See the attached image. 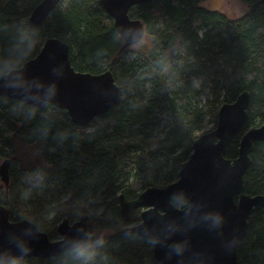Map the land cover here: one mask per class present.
<instances>
[{
  "label": "trees",
  "instance_id": "1",
  "mask_svg": "<svg viewBox=\"0 0 264 264\" xmlns=\"http://www.w3.org/2000/svg\"><path fill=\"white\" fill-rule=\"evenodd\" d=\"M40 1L0 0V69L33 58L55 37L69 45L76 71L110 70L120 96L83 127L53 105L28 115L19 101L0 96V162L10 161L11 182L4 191L0 178V206L8 208L10 221L40 219L51 240L64 218L87 215L88 229L105 234L114 264H159L141 237L121 233L140 221V210L123 217L117 197L134 199L177 180L192 142L216 126L220 106L240 93H250L248 120L225 157L236 158L243 134L264 122V2L239 0L241 11L230 16L203 7L206 0H151L128 12L141 21L148 42L122 49L98 0H62L34 25L29 16ZM250 158L246 193L264 195V142L255 143ZM21 186L42 191L48 202L24 201ZM248 223L238 264H262L264 207ZM62 255L26 261L60 264Z\"/></svg>",
  "mask_w": 264,
  "mask_h": 264
},
{
  "label": "water",
  "instance_id": "2",
  "mask_svg": "<svg viewBox=\"0 0 264 264\" xmlns=\"http://www.w3.org/2000/svg\"><path fill=\"white\" fill-rule=\"evenodd\" d=\"M60 1L62 0H41L33 8L29 21L38 25ZM149 2L151 0H98L100 7L113 20L115 28L129 27L134 33L142 29V38L145 35L143 24L139 19H131L128 12L133 6ZM142 38L138 35H126L122 49L132 46L134 41L139 43ZM24 63L27 75L31 77L49 79L53 77L54 68L60 69V75L55 77L57 95L51 105L65 110L76 126L90 124L95 117L105 114L117 104L120 88L111 71L107 69L99 74L76 71L70 63L69 45L59 38H47L38 54ZM0 96L19 102L22 99L9 89H0ZM249 105L250 93L244 91L234 102L220 106L216 126L201 133L192 142V152L179 165L177 180L165 187H148L132 200H127L123 194L117 197L118 210L122 216L141 210L140 222L145 221L148 225L164 214L169 194L174 190H182L210 209L221 212L226 218L222 236L205 228H198L191 233L196 253L191 257L192 264H203L205 261L206 264H238L237 249L247 235L248 219L251 214L264 207V195H250L246 193L244 186V175L252 162L250 154L256 142H264V122L260 126L249 128L243 134L236 158L225 157L229 143L248 120ZM9 163L7 159L0 166V177L5 183H8ZM177 198H180L179 195ZM27 222L31 221H10L8 208L0 206V244L6 243L4 236L9 232H20ZM87 222V215L74 222L64 218L57 226L56 240H51L43 231L36 233L30 240L32 251L26 258L48 259L60 256L63 251L59 238L73 234L78 226L89 230ZM135 225L122 228L121 233H135ZM136 235L140 237L139 234ZM226 242L229 244L227 247ZM152 255L159 264H175V259H169L165 249L161 247H152Z\"/></svg>",
  "mask_w": 264,
  "mask_h": 264
},
{
  "label": "clouds",
  "instance_id": "3",
  "mask_svg": "<svg viewBox=\"0 0 264 264\" xmlns=\"http://www.w3.org/2000/svg\"><path fill=\"white\" fill-rule=\"evenodd\" d=\"M126 35H138L142 38L143 30L139 29L134 33L129 27L117 26L114 39L124 43ZM137 42L134 41L133 46ZM35 43V39H32L29 47H34ZM59 75L60 69L54 68L53 77L49 79L28 76L26 65L21 61L7 71L0 69V89H9L21 96L22 110L33 115L55 101V77ZM47 131L45 127L43 132L47 134ZM64 138L65 134L60 133L59 139L62 141ZM225 223L226 218L221 212L210 209L182 190H174L169 194L164 214L156 217L151 225L145 221L135 225L136 232L131 235L139 234L151 247L165 249L167 257L174 258L175 264H192L191 257L196 253L191 233L198 228H205L222 236ZM43 228V222L34 217L31 222L25 223L20 232H9L4 236L6 243L0 244V264H27L26 257L32 251L30 240ZM59 241L63 251L60 264H114L103 232L78 226L73 234L62 235ZM225 246L229 244L226 242Z\"/></svg>",
  "mask_w": 264,
  "mask_h": 264
},
{
  "label": "rangeland",
  "instance_id": "4",
  "mask_svg": "<svg viewBox=\"0 0 264 264\" xmlns=\"http://www.w3.org/2000/svg\"><path fill=\"white\" fill-rule=\"evenodd\" d=\"M203 7L210 9V10L223 11L230 16L237 15L242 9L241 4L239 3V0H206L203 3ZM142 39H144L146 42H148L147 37L142 38ZM133 49H134V47H133ZM208 130H209V126H207L205 128L204 132L205 131L207 132ZM1 164H2V162H0V165ZM10 183L11 182L9 181V184ZM3 190L6 191V188L3 187ZM20 191H21L22 198L24 201H29V200L35 201V200L39 199L40 201L46 200V202H48V198L43 195L42 191H37V190H33V189H25L22 186L20 188ZM46 204H48V203H46ZM46 206L48 207L49 210H51V209L53 210L56 208V206H51V205H46ZM117 206H118V202H117Z\"/></svg>",
  "mask_w": 264,
  "mask_h": 264
},
{
  "label": "flooded vegetation",
  "instance_id": "5",
  "mask_svg": "<svg viewBox=\"0 0 264 264\" xmlns=\"http://www.w3.org/2000/svg\"><path fill=\"white\" fill-rule=\"evenodd\" d=\"M1 165H2V164H1ZM1 165H0V166H1ZM0 178H1V177H0ZM1 180H2V179H1ZM2 181H3V180H2ZM9 181H10V180H9V168H8V183H5V182L3 181V182H4V187L6 188V190L9 189ZM139 194H140V193H139ZM139 194H138V195H139ZM138 195H137V196H138ZM135 198H136V197H135ZM130 200H132V199H130ZM131 212H132V211H131ZM129 213H130V212H129ZM129 213H128V214H129ZM140 213H141V210H140ZM128 214H127V215H128ZM127 215H125V216H127ZM125 216H123V217H125ZM139 222H140V221H139ZM139 222H138V223H139ZM138 223H136V224H138ZM134 225H135V224H134ZM130 226H132V225H130Z\"/></svg>",
  "mask_w": 264,
  "mask_h": 264
},
{
  "label": "bare ground",
  "instance_id": "6",
  "mask_svg": "<svg viewBox=\"0 0 264 264\" xmlns=\"http://www.w3.org/2000/svg\"><path fill=\"white\" fill-rule=\"evenodd\" d=\"M252 163V162H251Z\"/></svg>",
  "mask_w": 264,
  "mask_h": 264
}]
</instances>
